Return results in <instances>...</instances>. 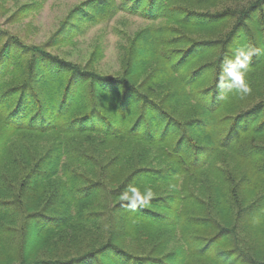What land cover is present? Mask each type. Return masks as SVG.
Wrapping results in <instances>:
<instances>
[{
  "label": "trees",
  "instance_id": "trees-1",
  "mask_svg": "<svg viewBox=\"0 0 264 264\" xmlns=\"http://www.w3.org/2000/svg\"><path fill=\"white\" fill-rule=\"evenodd\" d=\"M9 1L6 25L39 9ZM113 11L148 23L117 75L58 55ZM241 48L244 96L219 86ZM0 264H264V0H92L41 45L0 26Z\"/></svg>",
  "mask_w": 264,
  "mask_h": 264
},
{
  "label": "rangeland",
  "instance_id": "rangeland-1",
  "mask_svg": "<svg viewBox=\"0 0 264 264\" xmlns=\"http://www.w3.org/2000/svg\"><path fill=\"white\" fill-rule=\"evenodd\" d=\"M92 0H20L21 3H37L39 9L18 24L6 25V17L0 19V26L11 34L18 36L30 45H41L59 28L69 13ZM125 0H107L112 6L122 4ZM14 1H9L7 9L13 11ZM111 12V11H110ZM103 15L99 24L84 22L76 41L58 51L66 61L85 66L91 54L99 49L100 57L94 65L97 74L112 76L121 71L123 49L127 38L148 23L140 17L131 16L124 11H113ZM5 24V25H4Z\"/></svg>",
  "mask_w": 264,
  "mask_h": 264
},
{
  "label": "clouds",
  "instance_id": "clouds-1",
  "mask_svg": "<svg viewBox=\"0 0 264 264\" xmlns=\"http://www.w3.org/2000/svg\"><path fill=\"white\" fill-rule=\"evenodd\" d=\"M251 52L245 51L243 48L237 49L233 58H225L224 67L221 70V83L222 89L235 90L241 94V96L250 93L251 89L244 81V75L247 71L248 61ZM223 98V95L222 97ZM148 195H151L149 192Z\"/></svg>",
  "mask_w": 264,
  "mask_h": 264
}]
</instances>
